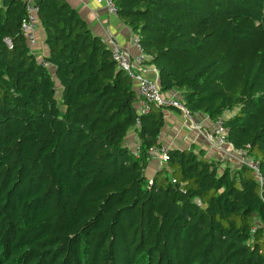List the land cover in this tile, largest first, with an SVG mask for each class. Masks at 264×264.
Here are the masks:
<instances>
[{
  "label": "trees",
  "instance_id": "trees-1",
  "mask_svg": "<svg viewBox=\"0 0 264 264\" xmlns=\"http://www.w3.org/2000/svg\"><path fill=\"white\" fill-rule=\"evenodd\" d=\"M112 2L160 92L222 117L261 186L191 149L149 173L171 108L137 115L134 83L66 0H34L41 58L23 1L0 0V264H264V0Z\"/></svg>",
  "mask_w": 264,
  "mask_h": 264
},
{
  "label": "built area",
  "instance_id": "built-area-1",
  "mask_svg": "<svg viewBox=\"0 0 264 264\" xmlns=\"http://www.w3.org/2000/svg\"><path fill=\"white\" fill-rule=\"evenodd\" d=\"M22 1L24 3V17L21 20L19 31L30 50L34 52L39 44L37 35L41 30L37 16L38 8L34 0ZM95 2L104 5L108 13L117 15V10L112 0H95ZM5 43L10 47L8 40H5ZM100 43L109 50L111 59L117 68L123 71L134 83L139 98L137 102L138 116L150 113L153 108L176 109L182 117L184 124L187 126V129L201 134L204 141L218 156L220 161L225 162L231 167H245L249 169L257 182L259 184L261 183L258 162L254 158L249 157L245 152L235 149L226 140L227 130L223 125L224 119L222 117L210 121L206 116L199 115L201 121L197 122L198 114L192 115L189 113L178 98L170 99L163 97L158 84L157 72L145 65L147 58L141 49L136 35L131 34L130 36V44L134 49L133 53L122 49L110 34L101 37ZM136 126H139V123ZM203 127H206V129ZM133 141L134 145L131 148V154L133 158L137 159L140 154V148L134 137ZM168 151L169 148L163 144L153 146L146 151V160L149 165L155 167L154 173L165 168L168 160ZM148 183L151 184L150 179ZM256 228L253 227L251 232H254Z\"/></svg>",
  "mask_w": 264,
  "mask_h": 264
},
{
  "label": "crops",
  "instance_id": "crops-1",
  "mask_svg": "<svg viewBox=\"0 0 264 264\" xmlns=\"http://www.w3.org/2000/svg\"><path fill=\"white\" fill-rule=\"evenodd\" d=\"M66 1L87 23L93 35L101 38L110 34L122 49L129 53L134 52V49L130 44V36L132 34L130 29L117 17V15L108 13L104 5L97 4L95 0ZM37 39L39 40V44L34 53L41 58L46 53L41 30L37 35ZM150 69L152 70V68ZM162 95L163 97L170 99L178 98V94L175 91L162 93ZM226 117H228V115H226L225 118ZM200 121L201 118H199L198 115L197 122ZM164 123V128L160 136L161 144L167 146L169 149H191L196 153L203 151L205 157L219 160L218 156L211 151L208 144L204 141L201 134L194 130L187 129V126L184 124L182 117L176 109L171 108L164 112ZM203 128L206 129V127ZM127 144L129 148H132L134 145L133 137L131 135L127 139ZM153 168L155 167L149 166V173L153 172Z\"/></svg>",
  "mask_w": 264,
  "mask_h": 264
},
{
  "label": "rangeland",
  "instance_id": "rangeland-1",
  "mask_svg": "<svg viewBox=\"0 0 264 264\" xmlns=\"http://www.w3.org/2000/svg\"><path fill=\"white\" fill-rule=\"evenodd\" d=\"M212 151V150H211ZM213 152V151H212ZM222 164H225V162H223Z\"/></svg>",
  "mask_w": 264,
  "mask_h": 264
}]
</instances>
